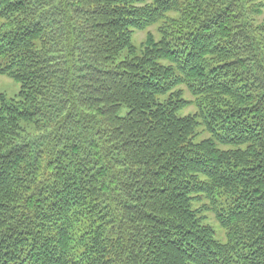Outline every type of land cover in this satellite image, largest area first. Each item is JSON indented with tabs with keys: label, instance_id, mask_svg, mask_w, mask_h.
Wrapping results in <instances>:
<instances>
[{
	"label": "trees",
	"instance_id": "obj_1",
	"mask_svg": "<svg viewBox=\"0 0 264 264\" xmlns=\"http://www.w3.org/2000/svg\"><path fill=\"white\" fill-rule=\"evenodd\" d=\"M0 20L21 85L0 264H264V0H0Z\"/></svg>",
	"mask_w": 264,
	"mask_h": 264
},
{
	"label": "rangeland",
	"instance_id": "obj_2",
	"mask_svg": "<svg viewBox=\"0 0 264 264\" xmlns=\"http://www.w3.org/2000/svg\"><path fill=\"white\" fill-rule=\"evenodd\" d=\"M2 25H3V21L0 20V34L3 33L4 31H6V28L3 27ZM150 31L154 34H157V26L152 27L150 29ZM146 36H147V32H137L135 34V43L140 45L143 41H145ZM20 88H21V85L19 82L15 81L14 79H11L7 76H0V96L4 95L7 99L17 98L18 93L20 92ZM1 105H2V101H1V97H0V108H1ZM193 111H195V109L193 107H191L189 109V111H187L186 113L193 112ZM28 128H29V131L33 132V127H28ZM209 206L210 205L207 203V205L204 207V209H205L204 215L206 217H208L209 222L216 229L217 237L219 239L223 240L224 239V233L219 228L218 223L215 221L214 216H213L214 214L206 212V211H210V210H207V208H209Z\"/></svg>",
	"mask_w": 264,
	"mask_h": 264
}]
</instances>
